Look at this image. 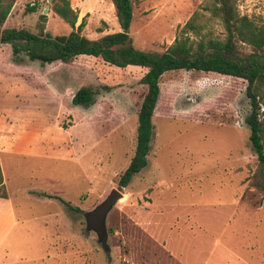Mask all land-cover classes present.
Instances as JSON below:
<instances>
[{"label":"rangeland","instance_id":"obj_1","mask_svg":"<svg viewBox=\"0 0 264 264\" xmlns=\"http://www.w3.org/2000/svg\"><path fill=\"white\" fill-rule=\"evenodd\" d=\"M130 1L129 40L140 50L163 51L193 12L200 33L224 35L207 9L211 0ZM68 2L77 14L74 27L83 19L84 36L119 30L110 0ZM51 3L15 0L3 26L36 32L46 7L43 30L66 34L71 27ZM235 6L239 15L264 25V0H235ZM144 71L87 55L43 65L22 53L13 60L9 45H0V143L13 140L31 149L0 151L6 191L21 214L37 218L30 219L39 230L22 251L24 264H264V180L247 139L245 80L164 72L147 163L118 186L134 148ZM83 85L93 90V103L72 105V94ZM26 189L58 195L77 210L55 199L39 203ZM111 189L121 196L98 236L86 228L85 214ZM54 221L56 233L50 231Z\"/></svg>","mask_w":264,"mask_h":264},{"label":"trees","instance_id":"obj_2","mask_svg":"<svg viewBox=\"0 0 264 264\" xmlns=\"http://www.w3.org/2000/svg\"><path fill=\"white\" fill-rule=\"evenodd\" d=\"M15 0H0V44H8L13 60L23 54L41 65L53 61L70 63L79 55L97 57L103 62L123 68L127 65L142 67L139 83L145 92L136 113L135 143L127 166L119 175L118 186L125 187L131 177L147 163L146 156L152 135V112L159 94L158 82L166 71L183 69L214 72L245 80V96L250 110L244 117L248 128L247 139L255 154L264 180V25L246 15H239L235 0H211L207 8L224 30L222 38L205 36L201 26L193 24V12L179 28L173 40L161 52H148L131 45L128 28L131 21L130 0H110L119 30L88 38L80 33L83 19L74 27L76 12L68 0H52V12L67 23L66 34L50 35L43 30L45 15H38L37 31L4 27L2 24ZM33 11L34 7H28ZM126 29V32H121ZM189 32H192L189 34ZM90 86H80L72 94V105L86 107L93 103ZM3 188L0 172V189ZM264 191V186H263ZM0 196H3L1 192ZM45 196L50 197L46 194ZM67 209L77 210L60 200Z\"/></svg>","mask_w":264,"mask_h":264},{"label":"crops","instance_id":"obj_3","mask_svg":"<svg viewBox=\"0 0 264 264\" xmlns=\"http://www.w3.org/2000/svg\"><path fill=\"white\" fill-rule=\"evenodd\" d=\"M131 20H132V16H131ZM0 151L2 153L16 154L22 152H31V149L27 147L25 148L22 145H20L18 141L12 140L11 142L0 143ZM0 172H1V162H0ZM2 185L3 188L1 192L3 193V196H0V264H14L15 260L19 261V263L21 264H24L25 257L22 251L26 249L27 247L26 244H30L32 242L31 234L35 233L34 232L35 230L36 231L39 230L37 226H33V222H31L30 219L35 220L37 218H34L33 214L32 215L29 214V216H25L21 214V212H23L24 209L21 207L20 204L18 205V203L13 202L8 191H6L5 189V181L3 177H2ZM25 193L28 198L39 201V203L40 200L55 199L58 202H60L62 205H64L60 200L66 201L58 195L49 194L34 189H26ZM46 194L50 195V197L45 196ZM29 210L30 207L27 206V211L29 212ZM55 222L56 221H54V225L50 227V231H54L53 233H56ZM40 225H41L40 227L42 228L45 227L44 222H42ZM46 233H44L45 235L43 236L45 240H46Z\"/></svg>","mask_w":264,"mask_h":264},{"label":"water","instance_id":"obj_4","mask_svg":"<svg viewBox=\"0 0 264 264\" xmlns=\"http://www.w3.org/2000/svg\"><path fill=\"white\" fill-rule=\"evenodd\" d=\"M50 1V0H48ZM47 8L45 7L41 14L45 15ZM121 32H126V29H122ZM121 196V193L116 189H111L105 199L99 203L93 210L85 214V224L86 228L95 231L98 236L103 233V222L104 217L108 209L112 206L114 201H116Z\"/></svg>","mask_w":264,"mask_h":264}]
</instances>
